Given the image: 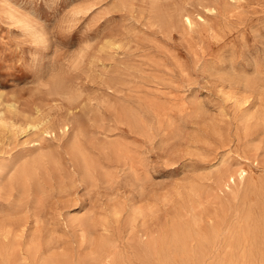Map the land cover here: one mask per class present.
<instances>
[{
    "label": "rangeland",
    "instance_id": "374dc122",
    "mask_svg": "<svg viewBox=\"0 0 264 264\" xmlns=\"http://www.w3.org/2000/svg\"><path fill=\"white\" fill-rule=\"evenodd\" d=\"M1 117L0 264H264L210 234L264 224V0H0Z\"/></svg>",
    "mask_w": 264,
    "mask_h": 264
},
{
    "label": "bare ground",
    "instance_id": "6f19581e",
    "mask_svg": "<svg viewBox=\"0 0 264 264\" xmlns=\"http://www.w3.org/2000/svg\"><path fill=\"white\" fill-rule=\"evenodd\" d=\"M148 15V14H147ZM189 22V21H188ZM189 24V23H188ZM112 48V47H111ZM140 97V96H139ZM245 100L247 99L246 97ZM242 98V99H243ZM249 99V98H248ZM248 99L246 101H248ZM252 100V99H251ZM182 101V100H181ZM245 101V102H246ZM242 102V101H241ZM250 102V101H248ZM248 102L246 104H248ZM243 103V102H242ZM241 103V104H242ZM254 103V101L252 102ZM245 104V103H244ZM260 105V104H259ZM250 108V107H249ZM258 108V106H257ZM257 110V109H256ZM255 110V111H256ZM252 111V110H251ZM254 112V111H252ZM251 112V113H252ZM260 112V111H259ZM249 113V114H251ZM255 113V112H254ZM257 114V112H256ZM260 114V113H259ZM252 115V114H251ZM258 115V114H257ZM262 115V114H261ZM255 116V115H253ZM252 116V118H253ZM249 117H251L249 115ZM260 117V116H259ZM257 117V118H259ZM256 118V119H257ZM4 124V128H8V129H13L12 127L14 126L13 122H9L6 120L5 117H1L0 118ZM254 119V120H256ZM260 119V118H259ZM261 122L257 125L256 127V134L259 136L260 134L264 136V117L262 119H260ZM252 121V120H251ZM2 122H0V124H2ZM46 121H41V122H27V128L32 130H38L41 128L45 127ZM247 124V123H246ZM2 125V126H3ZM16 126V125H15ZM19 127V125H17ZM71 127V126H69ZM17 128V127H16ZM22 128V126H21ZM63 128V127H62ZM61 128V129H62ZM48 129V128H47ZM46 129V130H47ZM45 130V131H46ZM66 132V131H65ZM68 132V131H67ZM66 132V133H67ZM252 132V131H251ZM56 135V134H55ZM74 143V142H73ZM77 144H81V143H77ZM258 146V145H257ZM104 148V147H103ZM259 148V147H258ZM258 148H256V150H258ZM102 149V148H101ZM261 149V148H260ZM78 153L75 152V154H68V156L71 157L72 160V166L74 169L75 174L81 175L82 181L85 182H89V181H93L95 180L96 177V172L98 171V163L93 160L90 156H88V154H82V152H80L79 150H77ZM69 152V151H68ZM256 152V151H255ZM4 153V152H3ZM66 153V151H65ZM252 153V152H251ZM59 154H55L53 153H49L47 155H42L39 158H35L31 161L30 165H36V166H42V164L48 162H53L56 165L61 164L62 158H60L58 156ZM65 155V154H64ZM117 155V154H116ZM62 156V155H61ZM115 158V157H114ZM120 158V157H119ZM121 159V158H120ZM69 161V160H68ZM115 162V161H114ZM70 163V162H69ZM101 166V165H100ZM28 164H25L24 166H20L18 167V169L20 170L19 174L20 176H25L27 171L29 170ZM102 170V168H101ZM104 170V168H103ZM51 171V170H50ZM49 171V172H50ZM64 174V173H63ZM62 174V175H63ZM98 174V173H97ZM248 174V173H247ZM68 175V174H67ZM102 177V173L100 174ZM104 175V174H103ZM107 176V175H106ZM240 176V174H239ZM242 176V175H241ZM247 176V175H244ZM243 176V177H244ZM58 177V176H57ZM60 177V176H59ZM104 177V176H103ZM102 177V178H103ZM220 185H219V189H221L224 186H227L226 183L229 182H233L235 181V178L233 175L226 173V172H222L220 176ZM217 177V178H218ZM238 177V176H237ZM47 178V177H46ZM61 178V177H60ZM59 178V179H60ZM79 178V177H78ZM211 178V177H210ZM98 179V178H97ZM34 180V179H33ZM25 181V179H24ZM23 181V182H24ZM66 181V180H65ZM72 181V180H70ZM76 181V180H75ZM39 182V181H38ZM68 182V181H67ZM79 182V181H78ZM96 182V181H95ZM69 183V182H68ZM72 183V182H71ZM75 183V182H74ZM80 183V182H79ZM84 183V182H81ZM80 183V185H81ZM90 183V182H89ZM24 184V183H23ZM76 184V183H75ZM15 185L16 182H15ZM62 186V185H61ZM75 187V185H73ZM82 186V185H81ZM248 186V185H247ZM28 187V186H27ZM30 187V184H29ZM28 187V188H29ZM42 188H44L43 186H41ZM249 187V186H248ZM27 189V188H26ZM45 189V188H44ZM61 189V188H60ZM67 189V188H66ZM248 189V188H247ZM42 190V189H41ZM46 190V189H45ZM44 190L43 193H46V191ZM68 190V189H67ZM63 191V190H62ZM247 191V190H246ZM249 191V189H248ZM251 191V190H250ZM222 193V192H221ZM250 193V192H249ZM47 194V193H46ZM43 196V195H42ZM47 196V195H46ZM241 197V196H240ZM218 198V197H217ZM236 198H238L236 196ZM260 198V196H259ZM263 198V197H262ZM42 199V198H41ZM40 199V200H41ZM230 199V198H229ZM254 199V198H253ZM3 200V199H2ZM241 200V198H240ZM264 200V199H263ZM262 200V201H263ZM224 202V201H223ZM254 202V201H253ZM240 203V202H239ZM248 203V202H247ZM42 204V203H41ZM223 204V203H222ZM261 204V203H259ZM221 208V207H220ZM222 210H223V217L221 222L216 221L215 219H213V225H212V230H211V248L213 250L214 253L217 252L218 248H219V243L221 242L223 249H229V250H238V249H244L245 247H248L249 245L255 246L259 243L261 237H262V233H264V224L261 221V219L259 218H255V215L253 214L252 209L245 211L243 208H241L240 206H237L236 204L233 203H228V204H223L222 205ZM214 211V210H213ZM3 212V211H2ZM222 213V212H221ZM210 219V218H209ZM211 226V225H210ZM210 230V228H209ZM264 235V234H263ZM209 241V240H208ZM207 243V242H206ZM261 243V242H260ZM221 247V246H220ZM251 248V247H250ZM249 248V249H250ZM224 251V250H223ZM227 251V250H226ZM253 251V250H252ZM210 252V251H209ZM222 252V251H221ZM257 252V251H256ZM224 253V252H223ZM214 256V255H213ZM237 256V255H236ZM210 258V257H209ZM212 260V259H211ZM199 262V261H198ZM200 263V262H199ZM223 263V262H222ZM216 264V263H214ZM218 264V261H217Z\"/></svg>",
    "mask_w": 264,
    "mask_h": 264
}]
</instances>
